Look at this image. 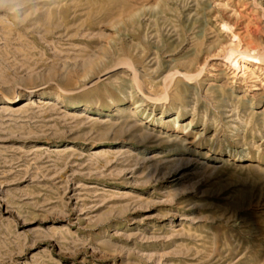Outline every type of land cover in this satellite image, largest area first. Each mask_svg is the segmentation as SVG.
<instances>
[{"label": "rangeland", "instance_id": "obj_1", "mask_svg": "<svg viewBox=\"0 0 264 264\" xmlns=\"http://www.w3.org/2000/svg\"><path fill=\"white\" fill-rule=\"evenodd\" d=\"M0 264H264V0H6Z\"/></svg>", "mask_w": 264, "mask_h": 264}, {"label": "clouds", "instance_id": "obj_2", "mask_svg": "<svg viewBox=\"0 0 264 264\" xmlns=\"http://www.w3.org/2000/svg\"><path fill=\"white\" fill-rule=\"evenodd\" d=\"M6 0H0V11L4 10Z\"/></svg>", "mask_w": 264, "mask_h": 264}, {"label": "bare ground", "instance_id": "obj_3", "mask_svg": "<svg viewBox=\"0 0 264 264\" xmlns=\"http://www.w3.org/2000/svg\"><path fill=\"white\" fill-rule=\"evenodd\" d=\"M235 67H236V66H235ZM45 91H46V89H45ZM50 92H51V91H50ZM47 93H48V92H47ZM60 98H61V97H60ZM60 100H61V99H60ZM135 107H137V106H135ZM147 122L149 123V122H150V120L148 119V120H147Z\"/></svg>", "mask_w": 264, "mask_h": 264}]
</instances>
